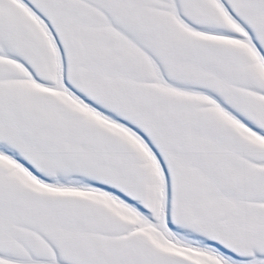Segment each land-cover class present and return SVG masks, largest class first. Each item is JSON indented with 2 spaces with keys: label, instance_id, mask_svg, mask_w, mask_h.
Returning a JSON list of instances; mask_svg holds the SVG:
<instances>
[{
  "label": "snow or ice",
  "instance_id": "obj_1",
  "mask_svg": "<svg viewBox=\"0 0 264 264\" xmlns=\"http://www.w3.org/2000/svg\"><path fill=\"white\" fill-rule=\"evenodd\" d=\"M0 264H264V0H0Z\"/></svg>",
  "mask_w": 264,
  "mask_h": 264
}]
</instances>
